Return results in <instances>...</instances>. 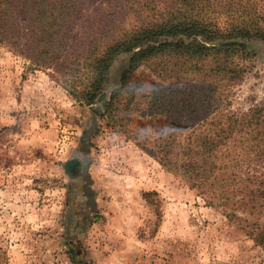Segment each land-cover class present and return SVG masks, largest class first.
Segmentation results:
<instances>
[{"label": "rangeland", "instance_id": "374dc122", "mask_svg": "<svg viewBox=\"0 0 264 264\" xmlns=\"http://www.w3.org/2000/svg\"><path fill=\"white\" fill-rule=\"evenodd\" d=\"M22 2L23 20L9 14L10 33L0 44V264H264V195L254 193L264 192V121L256 126L250 116L264 107V41L226 43L256 56L241 62L248 67L241 80L225 81L216 93L210 74L183 72L180 83L172 71L157 76L150 66L135 73L168 97L182 87L193 95L194 108L181 121L199 122L197 132L212 134L218 146L210 160L202 155L201 181L211 183L199 190L176 172L175 156L170 169L162 166L104 116L130 54L117 56L92 105L72 92L90 74L89 59L137 27L181 18L187 4ZM190 4L189 14L224 30L239 24L241 13L264 23V0ZM49 44L51 58L39 64ZM121 117L122 126L142 131V118Z\"/></svg>", "mask_w": 264, "mask_h": 264}, {"label": "trees", "instance_id": "16d2710c", "mask_svg": "<svg viewBox=\"0 0 264 264\" xmlns=\"http://www.w3.org/2000/svg\"><path fill=\"white\" fill-rule=\"evenodd\" d=\"M16 3L21 4L18 10L15 9ZM182 3L187 4V13L181 18L174 16L167 20L163 19L161 23L152 22L137 27L109 44L103 55H95L89 59L86 67L90 74L88 73L82 83L83 87H73L72 92L77 99L92 105L101 94L117 56L122 53L130 54L129 67L122 75L121 86L111 93L104 116H108L115 124L121 126L123 133L133 134L129 138H133L141 149L152 151L150 155L162 166L170 169L173 164L171 155L172 158L175 156L176 172L185 175L191 186L200 190L205 183H211V178L207 180L205 178V183L201 181L202 155L205 154V158L210 160L218 146L212 134L202 137L200 131L197 132L195 128L201 127L198 125L199 122L196 123L190 118L188 121H181L187 110L194 108L191 103L193 95L189 93L187 87H182L176 98L168 97L156 81H152L148 89L145 83L134 79L135 73L143 67L150 66L157 76L167 78L172 71L171 75H176L180 83L182 81L180 74L183 72H198L204 77L210 74L215 79L212 92L216 93V89L224 85L225 81L232 83L241 80L248 68L241 65V62L249 61L256 56L249 51V47L226 43L252 39L264 41V23H258L255 17L246 21L240 11V23L224 30L211 22L200 20L197 16L191 15L192 13L189 14L194 10L189 8L191 0L190 2L182 0ZM23 7L22 0H0V44L5 42L8 32L10 33L9 14L16 11L23 20ZM251 13L247 11L248 16ZM37 14L40 15L38 12ZM60 15L62 16L63 12ZM36 18L41 17L36 15ZM48 31H51V34L57 32L52 26ZM222 43L225 45H220ZM43 48L40 55L43 54L44 58H39V64L43 59L48 61L51 58L48 54L54 51L55 45L49 44ZM211 57L215 66L207 69L208 65H205V62ZM192 93L194 94V91ZM121 111L126 115V120L133 122L142 118L144 121L142 131L134 133L127 125L122 126ZM193 112L190 111L189 114ZM250 116L256 126L260 125L261 118L264 121V107L255 109ZM185 131L192 133L184 136ZM218 139L225 141L227 138L219 136ZM177 150L178 153L174 154ZM261 185L264 187V182ZM254 193L258 196L264 195V192L258 190ZM259 232V242L264 245V229L260 227Z\"/></svg>", "mask_w": 264, "mask_h": 264}]
</instances>
